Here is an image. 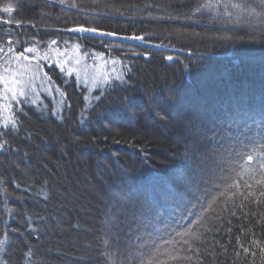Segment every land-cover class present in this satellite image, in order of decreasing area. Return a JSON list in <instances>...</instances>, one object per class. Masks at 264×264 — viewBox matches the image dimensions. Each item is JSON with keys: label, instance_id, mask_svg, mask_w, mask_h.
Listing matches in <instances>:
<instances>
[{"label": "trees", "instance_id": "obj_1", "mask_svg": "<svg viewBox=\"0 0 264 264\" xmlns=\"http://www.w3.org/2000/svg\"><path fill=\"white\" fill-rule=\"evenodd\" d=\"M13 2L17 4L14 15L26 22L21 29L11 26L22 41L55 38L63 44L67 39L82 43V50L109 55V49L101 44L103 39L63 31L75 23L87 24L90 15L65 14L59 6H48L46 0ZM78 2L92 13L113 0H99V5L94 0ZM115 2L138 5L142 11L136 13V19L104 16L93 21L95 26L122 35L151 34L150 45L163 41L168 47L121 43L122 50H112L110 54L122 59L131 71L125 70V83L114 81L112 86H105L99 100L95 99L99 89L89 93L74 75L66 76L55 64L43 65L51 78V99L41 94L37 106H21L22 126L13 138V145H18L20 151L0 152V176L9 181L7 187L13 196L7 198V203L14 210L11 214L5 211L4 186H0V234L7 231L5 220L23 230L10 233V244L0 254L7 256L11 264H23L29 245L36 253L31 259L40 264H97V253L103 247L98 237L110 225L109 218L117 204L123 221L119 223L121 245L127 242L128 226L134 215H139L145 199L157 200L169 209L165 218L170 221L168 230L173 235V230H183L199 214V206L180 219V208L173 213L174 205L164 197L175 190L178 203L191 200V196L180 195L185 185L178 169L182 168L184 140L200 126L199 114L212 111L223 119L237 107L257 115L264 108V44L259 38L253 42L240 29L217 30L186 22L182 14L194 7L195 0ZM147 4L158 7L147 9ZM169 13L180 14V19L150 18ZM141 15L145 19L141 20ZM45 21L50 25L47 29ZM7 27L0 24V30ZM133 51L148 54L149 58L131 55ZM168 55L173 56L172 61L165 59ZM55 88L65 92L60 112L63 119L51 115L60 99ZM85 95L89 96L88 102L84 101ZM154 103L159 104L165 119L156 116ZM13 180L19 182L18 187L11 183ZM46 195L50 199L46 200ZM237 211L240 219L224 213L222 221H211L223 223L224 228L208 234L203 247L215 255L205 254L206 264H251L254 259L255 264H261L258 255L245 254L237 245L238 235L246 238L242 228L255 223H249ZM218 213L216 209L210 215L216 217ZM229 227L231 233L226 230ZM85 256L87 262L80 259Z\"/></svg>", "mask_w": 264, "mask_h": 264}, {"label": "snow or ice", "instance_id": "obj_2", "mask_svg": "<svg viewBox=\"0 0 264 264\" xmlns=\"http://www.w3.org/2000/svg\"><path fill=\"white\" fill-rule=\"evenodd\" d=\"M46 3L52 7L59 6L65 14L75 12L77 15H90L87 24L74 22L75 26L65 27L63 31L110 38L101 40V44L109 49V55L106 57L104 52L82 50V43H70L67 39L63 40V44L55 38L22 41L19 32L11 27L15 25L16 29H21L26 26V22L14 15L17 4L13 0H0V13L4 14L0 16V24L9 26L0 30L3 32V36H0V152L20 151L18 145H13V138L19 134L22 126L21 106L30 104L35 107L41 103L42 92L52 94L51 78L44 72V64H55L66 76L74 75L89 93L99 89L100 95L95 96L99 100L105 86H112L114 81L125 83V70L131 71L122 59L111 56V51L122 50L121 41L151 43V34L122 35L93 24V21L104 16L136 19V13L142 11L138 5L118 4L113 0L90 13L78 0H46ZM94 3L99 5V0H94ZM153 7L158 6L145 5L147 9ZM182 15L190 24L212 26L217 30H243L252 37L253 42L259 38V42L264 44V0H195L194 7ZM139 18L145 19L143 15ZM150 18L173 21L179 20L180 14L169 13ZM31 26L36 27L34 23ZM44 27H50L47 21ZM223 39L233 42L229 37ZM154 47L167 48L168 44L161 41ZM131 55L149 58L143 52L133 51ZM165 59L172 61L173 56L168 55ZM55 93L60 99L52 108L51 115L63 119L60 112L65 92L55 88ZM84 101H89L88 95L84 96ZM153 108L161 120L166 118L158 103H154ZM199 115L200 126L184 140L182 168L178 169L179 178L185 185V192L180 195L191 196V200L187 204L178 203L175 190L164 197L167 203L174 205L171 208L173 213L180 208V219L185 214H192V209L197 206L200 208L199 214L183 230H173V235L168 230L170 221L165 218L169 209L157 200L145 199L139 215H134L128 226L127 242L121 245L119 223L123 221L118 215L117 204L112 209L110 225H106L103 236L98 237L103 247L97 253V264H206L203 259L205 254L215 255L203 247L208 242V234L224 228L223 223L213 224L211 221H222L224 213L240 219L237 210L249 223L255 221L249 227L242 228V235L246 238L238 235L237 245L245 254L258 255L261 264H264V108L257 115L254 111L237 107L223 119L212 111H203ZM11 183L19 186L18 181ZM8 184L9 181L0 176V186H4L2 191L6 198L5 211L11 214L14 210L8 206L7 198L12 197L13 193ZM193 185L195 191H192ZM44 198L47 200L50 196ZM193 200L195 203H192ZM216 209H219L217 216H211L210 213ZM231 223L229 219L228 224ZM4 224L7 231L0 234V254L5 253L6 246L10 244V233L23 231L9 225L7 220ZM226 230L228 233L232 231L230 227ZM33 247L28 246L23 264H40L39 260L31 259L36 255ZM236 256H240L239 251ZM80 259L87 262L88 257ZM0 264H11V261L7 256H0ZM251 264H255V259Z\"/></svg>", "mask_w": 264, "mask_h": 264}, {"label": "water", "instance_id": "obj_3", "mask_svg": "<svg viewBox=\"0 0 264 264\" xmlns=\"http://www.w3.org/2000/svg\"><path fill=\"white\" fill-rule=\"evenodd\" d=\"M88 36H91V37H94V38H97V39H110V38H103V37H99V36H92L90 34H86ZM120 43H128V44H133V45H141V46H145V47H151V48H156L154 47L153 45H147V44H140L139 42H136V41H121ZM158 49V48H156Z\"/></svg>", "mask_w": 264, "mask_h": 264}, {"label": "rangeland", "instance_id": "obj_4", "mask_svg": "<svg viewBox=\"0 0 264 264\" xmlns=\"http://www.w3.org/2000/svg\"><path fill=\"white\" fill-rule=\"evenodd\" d=\"M50 65V64H49ZM54 93H55V90H54ZM41 94H43L44 96H46L47 98H49V99H51V95H48V94H45V93H41Z\"/></svg>", "mask_w": 264, "mask_h": 264}]
</instances>
